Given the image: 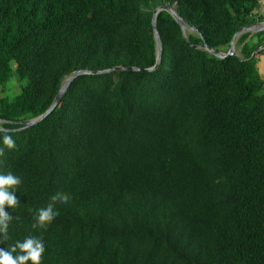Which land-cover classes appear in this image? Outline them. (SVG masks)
Returning a JSON list of instances; mask_svg holds the SVG:
<instances>
[{"label": "trees", "instance_id": "1", "mask_svg": "<svg viewBox=\"0 0 264 264\" xmlns=\"http://www.w3.org/2000/svg\"><path fill=\"white\" fill-rule=\"evenodd\" d=\"M261 2L0 0V131L15 140L0 174L21 181L0 247L32 234L39 264H264V31L227 59L196 47L227 52ZM175 3L198 32L161 11L156 70L80 75L17 124L78 70L154 66L153 12ZM54 190L69 202L33 227Z\"/></svg>", "mask_w": 264, "mask_h": 264}, {"label": "clouds", "instance_id": "2", "mask_svg": "<svg viewBox=\"0 0 264 264\" xmlns=\"http://www.w3.org/2000/svg\"><path fill=\"white\" fill-rule=\"evenodd\" d=\"M14 147L15 140L9 131H0V155L3 154L5 148L11 150ZM20 183V178L10 171L0 174V242L8 238L9 223L13 219V216L5 211V206L9 209L17 206L15 192ZM69 200L68 193L59 190L52 191L48 202L36 209L33 227L45 226L58 215L55 203L67 204ZM44 248L45 241L42 235L29 234L22 241L18 240L7 248L0 247V264H27V262L39 264Z\"/></svg>", "mask_w": 264, "mask_h": 264}, {"label": "water", "instance_id": "3", "mask_svg": "<svg viewBox=\"0 0 264 264\" xmlns=\"http://www.w3.org/2000/svg\"><path fill=\"white\" fill-rule=\"evenodd\" d=\"M161 11H167L174 17V19L181 25L185 36H186L187 31L198 32L197 28L192 26L184 17H182V15L180 13H178V11L176 10V3L173 4L172 6L160 5V6L156 7V9L153 12V18H152L154 37H155L156 48H157V59H156V64L154 66L148 67V68H140V67H136V66H115V67L104 69V70H78L74 74H72L71 76H69L67 79H65L63 81V83L59 89V92H58L57 96L55 97L53 103L42 115H40L39 117L34 118V119L22 120V121L17 122V124H19L21 126V129L33 126V125L37 124L39 121L43 120L45 117H47L55 109V107L60 104L67 88L70 85V83L76 77H78L80 75H83V74H102V73H108V72H112V71H127V70L140 71V72H151V71L156 70L160 66V63H161V60L163 57V52H164L162 41H161L160 34L158 31V27H157V17ZM261 31H264V22H259L256 24H249L246 26H242L235 33L234 37L232 38V41L230 43V46H229V49L227 52H225L221 49H214V48L210 47L206 42L203 45H197L196 47L206 49L211 54H213L214 56H216L218 58L227 59L232 55H237V52L235 51V44H236L238 37L242 33L251 32L252 34H254V33L261 32ZM262 49H264V45L259 47L252 54V56H255L256 53ZM0 121H2V120L0 119Z\"/></svg>", "mask_w": 264, "mask_h": 264}, {"label": "rangeland", "instance_id": "4", "mask_svg": "<svg viewBox=\"0 0 264 264\" xmlns=\"http://www.w3.org/2000/svg\"><path fill=\"white\" fill-rule=\"evenodd\" d=\"M235 51L237 52V54L238 55H240L239 54V51H238V48L236 47V44H235ZM264 54V53H263ZM262 55V54H261ZM259 56V55H258ZM258 58V57H257ZM257 68H258V71H259V73H260V75L262 76V78L264 77V68H261L262 67V65H264V61H262V60H259V59H257ZM13 88H14V90H17L18 89V85L15 83V85H13ZM7 91V90H6ZM5 91V92H6Z\"/></svg>", "mask_w": 264, "mask_h": 264}, {"label": "crops", "instance_id": "5", "mask_svg": "<svg viewBox=\"0 0 264 264\" xmlns=\"http://www.w3.org/2000/svg\"><path fill=\"white\" fill-rule=\"evenodd\" d=\"M258 13L264 17V0H262V2L260 3V5H259V7H258ZM263 22H264V21H263ZM238 51H239V50H238ZM257 59L264 61V54L259 55ZM257 66H258V65H257ZM258 68H259V67H258ZM261 68H264V65H262ZM263 79H264V77H263Z\"/></svg>", "mask_w": 264, "mask_h": 264}]
</instances>
